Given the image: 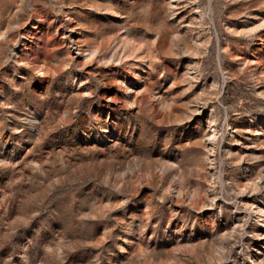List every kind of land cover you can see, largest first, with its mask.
<instances>
[{
  "label": "rangeland",
  "instance_id": "1",
  "mask_svg": "<svg viewBox=\"0 0 264 264\" xmlns=\"http://www.w3.org/2000/svg\"><path fill=\"white\" fill-rule=\"evenodd\" d=\"M0 264H264V0H0Z\"/></svg>",
  "mask_w": 264,
  "mask_h": 264
}]
</instances>
